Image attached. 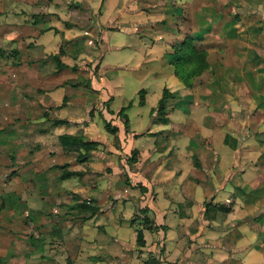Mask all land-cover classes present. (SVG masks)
Instances as JSON below:
<instances>
[{
	"label": "rangeland",
	"instance_id": "obj_1",
	"mask_svg": "<svg viewBox=\"0 0 264 264\" xmlns=\"http://www.w3.org/2000/svg\"><path fill=\"white\" fill-rule=\"evenodd\" d=\"M187 35L195 46L207 50L209 69L196 80L193 100L183 101L179 110L188 108L189 102H214L219 105L214 119L224 123L231 108L243 117L242 103L256 107L257 92L259 98L264 95V0H0V264H87L88 259L91 264L139 263L133 251L121 257L114 240L119 236L132 250L137 232H142L149 245L148 220L153 218L143 206L149 190L141 188L150 179L149 150L155 143L162 146L165 138L177 141L172 152L182 150L184 143L181 146L180 132L164 133L163 139H142L135 155L134 145L126 140L115 151L114 137L104 132V122L122 126L118 112L132 102L126 110L130 129L145 134L149 118L158 123L161 89L178 90L165 81L170 72H165L169 69L164 52L172 53V46ZM159 37L169 38L167 46L158 42ZM54 56L67 68L59 70ZM159 66L162 73L149 76V70ZM244 85L255 91L252 98L241 93ZM140 90L147 92L144 107L137 105ZM166 105L177 108L175 97ZM66 112L73 126L54 128L52 122L67 118ZM83 117L94 121L87 132H82ZM173 117L175 125L183 122L181 115ZM70 131L103 143L79 162L85 152L62 148L58 139L59 133ZM188 132L201 137L191 128ZM106 133L107 141L102 139ZM120 135L119 140L124 139L125 134ZM165 153L158 152L151 160L152 169H159L152 174L153 179L158 177L157 184L172 180L175 172L172 177L167 169H183L186 184L194 177L209 181L207 170L203 174L193 170L202 169L195 155L184 152L175 162L172 155L163 160ZM221 155L226 163L231 161L229 151L222 149ZM132 157L139 166H133ZM125 166L135 169V187L121 171ZM205 169H212L211 164ZM62 171L80 174L61 180ZM214 184L200 185L202 192H212ZM156 191L158 207L186 214L184 232H192L208 196L198 197L194 191L189 198L195 201L192 206L183 203L181 189ZM77 203L98 211L79 213ZM117 226H122L118 232ZM174 227L182 233L178 220ZM186 235L184 245L190 247L193 240ZM109 246L112 252L107 251Z\"/></svg>",
	"mask_w": 264,
	"mask_h": 264
},
{
	"label": "crops",
	"instance_id": "obj_2",
	"mask_svg": "<svg viewBox=\"0 0 264 264\" xmlns=\"http://www.w3.org/2000/svg\"><path fill=\"white\" fill-rule=\"evenodd\" d=\"M167 35L168 34L165 36ZM167 38L168 37H159L158 42L160 44L166 43L165 46H167ZM164 53L165 55L168 54L167 51ZM61 62L68 66L65 61ZM143 63L146 64L147 62ZM166 64L169 71L165 70V72H170V76L165 81L168 84L170 83L173 86H177L178 89L177 91L169 90L167 87L161 89L162 93L164 90H167L171 96L176 99L177 108L171 110L173 106H166V113L170 112V117L167 116L169 121L166 124L155 123L149 118V126L143 130L146 131L145 134L134 131L130 129L128 125L129 119L126 115V110L133 105L132 102H129L127 106L119 110L120 112L124 109L123 113L127 118L126 126L124 120L119 115L124 128L118 124L119 122H117V125L111 124L118 129L117 138L119 147H114L116 149L115 151H119L123 148L124 140H126L129 141L131 146L134 145L133 148H135L134 150L137 153L138 149L136 148L142 139L150 140L152 138L156 140L164 133L173 135V133L177 134L179 132L181 139L180 144L182 146L184 143V147L182 150L180 149L172 152L170 150L178 148L176 144L177 141L172 138H165L162 146L159 147V144L155 143L154 147L149 150L150 179L148 184L142 182L141 188L143 190H149L145 194H149V200L146 199L143 201V206L148 208L149 214L153 218L152 221L149 220V223L155 226V228L152 226V229H149V245H147L146 242L148 235L144 234L145 246L141 248L134 245V247L132 246L134 249L129 250V248L126 247L128 244L121 241L120 239L122 238L118 236L114 240V247L117 248L115 250H119L123 258L127 253L133 251L134 254L139 257L138 264H264V95L259 98L261 93L257 92L258 103L255 102L256 107L254 105L253 108L241 102L243 117L242 115L235 114L234 109L231 108V117L226 118L227 120L224 123H220L219 120L214 119V114H217L219 111V105L214 102L199 101L201 102L199 104H190L189 102L188 108L181 111L179 110V106H181L183 101L193 100L191 91L195 90L197 86L191 89L185 88L173 75L172 67L169 65L168 60ZM160 70L161 66L157 69L151 68L149 70V76L162 73ZM171 76H174L180 84L174 83ZM185 90L186 92L188 91L187 94ZM140 91H143L142 95L144 96H140ZM140 91L138 93L139 100L140 97H143L144 104L140 105L138 100L137 105L139 107H144L146 105L147 92L145 90ZM241 93L250 98L256 94L255 91L251 90V88L246 85L242 88ZM180 94L184 95L183 98H179ZM200 98L202 97L200 96ZM158 101L156 102L157 105ZM239 101H241V98H239ZM77 107H79V105H77ZM74 114L77 116L79 115L77 111ZM176 114H178L179 117L180 115L183 117V122L178 126L175 125L176 121H174L173 117L176 116ZM65 115L67 118L63 119H65L68 124L54 128L61 130L62 127L70 128L73 126V123L69 121V113L66 112ZM81 120V123L85 126L82 132H87V130L90 129L89 126L94 125V121L93 123L89 122L84 119V117ZM190 128L195 132L198 131L201 137H191L192 135L188 132ZM76 132L73 133V131H70L67 133H59V135H79L75 134ZM104 132L107 131L104 129ZM120 132L125 134L124 139L119 140ZM84 135L85 134L82 133L81 136L85 137ZM107 136L106 133L105 136L103 135L102 139L107 141ZM85 138L88 141H92L88 137ZM161 138L163 139V137ZM228 140L233 141L231 145L227 143ZM94 142L103 143V141L98 139ZM222 149L229 151L231 158L229 163H226L225 156L221 155ZM163 150L166 153L161 155L162 159L165 160L172 155L175 162H178L179 159L184 156V152L190 156L195 155L196 158L199 159L198 167L202 169L193 170L195 172L198 171L199 174H203L207 170L209 173V181H207V178L200 180L201 178L198 179L194 177L190 184H186L189 179L184 176L183 169H167L166 172L170 176L175 172L174 177L172 176L173 178L171 177L172 180L170 181H161L162 184H157L155 181L158 177L154 175L153 179L152 174H154V171H156L155 174H157L159 169H152L151 166L153 164H151V160H154L155 156H158V152H162ZM133 163V166H136V164L137 166L140 165V161H136V159ZM209 163L212 169H205ZM125 167L126 169H122L121 171L128 174L129 183H132L131 187H135L136 185L132 182L135 169H129L128 166ZM97 173H100V171H97ZM214 182L215 187L212 189V192L206 194L202 192L201 186L203 187L204 183L209 184ZM92 186L95 187V185ZM185 186H188V189H185ZM157 188L162 189L163 192H166L167 188L181 189L183 192L182 198L184 197V201H186H183V203L192 204V206L195 201L189 198L191 196L193 199L192 193L194 191L197 193L198 197L206 198L208 196L209 202H206L204 208L202 207L203 212L200 215V219L196 220V227L193 228L192 232H184V225L189 220L185 217L186 214H178L179 210L178 213H171L168 212L169 209L167 207H164V209L158 207L153 197V193L157 192ZM187 193H191V195ZM115 205L113 207H115ZM171 205L172 201H169V206ZM219 206L227 208V211L222 212L218 210ZM188 210H190V208H188ZM213 211L214 214L210 216ZM99 213H101V210H99L98 214ZM173 215L174 217H178L176 220L183 226L181 234L179 230H176L174 227V222L176 220H173ZM90 220L92 219H89L88 222ZM120 228H122V226H117V232ZM113 231H115V229ZM185 233L193 240L190 247L184 245V236H187ZM154 240L159 244L154 243ZM118 245L120 249H118ZM112 249L113 247L111 246L107 247V251L109 252H112ZM94 250L95 248L93 247L91 251ZM97 250H101V248L98 247ZM109 254L111 255L112 253ZM121 263H124V261ZM87 264H91L89 259ZM110 264L120 263L112 260Z\"/></svg>",
	"mask_w": 264,
	"mask_h": 264
},
{
	"label": "trees",
	"instance_id": "obj_3",
	"mask_svg": "<svg viewBox=\"0 0 264 264\" xmlns=\"http://www.w3.org/2000/svg\"><path fill=\"white\" fill-rule=\"evenodd\" d=\"M194 39L190 37V35L185 36V38L180 43H176L172 46V53H168L164 55L169 65L172 67L173 75L183 84V86L187 89H191L196 86V80L209 69V63L207 60L208 53L204 47H197L193 44ZM54 61H56L58 69L67 68L57 56L53 57ZM140 94H143V91H140ZM171 97V94L168 93L167 90H164L162 93V97L158 101V109L157 113L161 118L158 119V123L166 124L168 119L165 117L166 113V102L168 98ZM139 104L143 105L144 100L143 97H140ZM124 109H122L118 115L124 120V124H127L126 115L123 113ZM68 122L65 119H56L52 122L53 127L64 126L67 125ZM104 129L114 137V146L116 148L119 147V142L117 138L118 129L112 126L109 122H104ZM59 142L62 148H72L74 151L81 153L82 151L85 152L84 155L82 153L78 161L84 163L86 161L87 155L96 151L99 142L88 141L85 137L81 135H74V134H61L58 136ZM132 154L135 155L136 151L133 150ZM131 162H135V157L131 158ZM80 173L77 171H62L60 175L61 180H68L73 177L78 176ZM77 212L82 213L84 211H91V214L98 211L97 208H89L84 203H77L75 205ZM218 210L222 212H226L227 208L219 206ZM81 215V214H80ZM90 216V215H89ZM148 219V218H147ZM149 221V220H148ZM153 224V223H151ZM153 225L147 227L148 229H152ZM155 228V226H153ZM137 246L144 247L145 240L142 232H137Z\"/></svg>",
	"mask_w": 264,
	"mask_h": 264
}]
</instances>
